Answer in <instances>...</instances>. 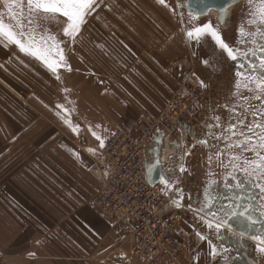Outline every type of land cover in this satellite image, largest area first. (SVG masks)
Wrapping results in <instances>:
<instances>
[{
  "label": "rangeland",
  "instance_id": "1",
  "mask_svg": "<svg viewBox=\"0 0 264 264\" xmlns=\"http://www.w3.org/2000/svg\"><path fill=\"white\" fill-rule=\"evenodd\" d=\"M168 1L175 14L173 23L154 18L152 11L156 8L152 3L156 0H97L95 10L85 17L75 43L63 34L66 18L57 15L55 19L40 20L33 32L36 39L54 36L55 41L48 43L58 41L63 49L66 63L57 69L59 79L41 61L0 38V63L4 61L2 56L12 61L14 54V62L18 64L15 70L9 67L5 73L0 64V264H83L78 254V260L67 257L71 248L67 249L65 241L69 235L64 229L66 216L50 212L51 192L58 190V178L52 175V170H59L56 163L77 157L75 153L79 158L94 160L98 170L104 161L103 148L93 133L106 143L114 129L115 132L130 127L136 116H148L152 127L169 129L160 152L170 178L164 186L167 182L168 196L176 199L170 193L177 191L183 196V206L175 210L172 221L178 220L177 230L191 234L195 243L179 264H194L197 255L199 264H218V260L230 253L213 233L214 228L206 227L207 222H214L208 207L214 202L209 190L221 184L225 177L248 176L251 199L258 198L251 205L256 203V210L260 209L264 196L255 184L264 187V174L252 177L251 173L253 162L260 160L256 152L264 156V150L252 151L251 146L260 143L264 128V96L256 99L260 95L257 81L264 77V68L259 66L257 58L264 56L259 51L264 41L257 34L254 42L252 34L257 33L258 26L249 22L252 5L249 0H241L224 17L217 10L195 17L188 12L187 0L164 3ZM13 11L17 12L16 18L10 17L5 0H0L4 22L19 31V21L26 34L32 32L27 0H23L22 16L20 10ZM208 23L234 49L237 61L227 57L209 37L202 36L200 42L187 37L188 31ZM253 51L256 56L251 54ZM248 61L256 65L255 69ZM122 85L136 92L132 94L135 100L122 103L125 109L129 107L128 112H135L128 120L120 117V109L104 110L108 105L103 96L105 90L118 95ZM96 97L98 102L94 100ZM34 101L47 104L52 113L55 105L63 106L61 117H66L71 127L58 116L57 126L54 120L44 119ZM172 101L182 102L178 114L166 112ZM145 104L148 108L143 109ZM35 117L46 123L43 126L58 129L55 135L49 137L54 134L51 131H56L51 130L45 136L52 145L47 147L51 150L44 153L43 159L34 157L39 153L29 146L34 140L26 139L25 143L24 136L19 135L23 124H33ZM185 123L189 129L183 138L181 125ZM177 137L181 143L178 147L173 143ZM92 142L96 155L82 150L86 148L84 144ZM69 143L74 144V149ZM49 162L55 166H46ZM96 193L97 189L89 202L93 206ZM192 209H204L208 214ZM257 214L260 219V212ZM257 225L264 228V224ZM193 226L207 237L206 241L199 239ZM208 240L215 246V255L211 254ZM250 242L251 254L258 264H264V253L257 251L255 241L250 239ZM139 259L141 264H146Z\"/></svg>",
  "mask_w": 264,
  "mask_h": 264
},
{
  "label": "built area",
  "instance_id": "2",
  "mask_svg": "<svg viewBox=\"0 0 264 264\" xmlns=\"http://www.w3.org/2000/svg\"><path fill=\"white\" fill-rule=\"evenodd\" d=\"M181 105V101H172L166 112L178 114ZM181 127L184 138L189 126L185 123ZM168 133V127H152L148 116L140 117L131 127L119 128L108 139L102 150L104 161L98 169L96 207L114 220L115 227L127 226L130 234L139 238L135 252L146 264H179L195 244L191 234L177 230L178 220L172 221L176 199L167 195L165 182L153 186L147 178L155 138L162 135L165 142ZM179 137L173 141L177 147L181 145ZM162 165L169 174L163 162Z\"/></svg>",
  "mask_w": 264,
  "mask_h": 264
},
{
  "label": "crops",
  "instance_id": "3",
  "mask_svg": "<svg viewBox=\"0 0 264 264\" xmlns=\"http://www.w3.org/2000/svg\"><path fill=\"white\" fill-rule=\"evenodd\" d=\"M152 4H154V7L156 8L152 11L154 18H162L165 20H162L164 22H174L175 14L173 13L170 1H168V4H159V1L156 0V2H153ZM1 60H4L0 63L3 67V73H5L6 70L8 71L9 67L12 68V70H15L18 65L17 62H14L16 61L14 54L12 61H7L3 56ZM23 65L25 66L26 64ZM3 79L5 80L6 77H3ZM132 94H136L135 90L124 85L121 86L120 92L118 89V95L112 90L106 89L103 96H106L105 98L108 100V105L104 107V110L120 109L121 118L125 120H128L129 118L132 119L135 112H128L129 107L128 109H125L122 105L126 100H128L129 103L135 100L134 97H132ZM98 99L96 97L94 100L98 102ZM34 102L35 108H39L41 114H44L42 115L44 119L50 118L54 120L53 123L57 126L58 117L55 114L57 109L56 105L54 106L55 111L51 108L54 112L52 113L51 111H48L47 104L42 105V103ZM142 108L146 109L148 108V105L145 104ZM139 118L140 116H136L133 123ZM35 119L36 120L33 124L28 126L23 124V127H21L19 131V135L21 137L24 136L25 143L26 139H33L34 143L29 144V146L31 145V147L35 148V151L39 152L35 153L34 157H41V159H43L42 157L45 156L44 153L51 150V148L47 149L49 145H52L47 140L51 135H55V133L58 132V129L50 126H43V124L46 123L43 122L41 118L37 120L35 117ZM114 130L107 139L116 132H114ZM49 131L54 134H50L49 137L45 139V136ZM94 139L97 141L96 138ZM97 142L99 143V141ZM69 145L74 149V144L69 143ZM84 145L86 148L82 149L83 151L95 147L94 142ZM49 164L53 167L55 166L52 162L47 163L46 166H49ZM56 167L59 170L56 171L53 169L52 175L57 176L58 178V190L57 192H51L52 197L50 196V198L53 199V203L51 204L53 209L50 212L52 215L66 216L64 229L69 235L65 237V241L67 243V249L71 248L67 252V257L71 260H78L76 258L78 254L81 256L80 260L83 261V264H96L95 261H99V264H141L140 259L135 252L139 239L134 238L130 234L131 231L126 228L127 226L115 227L114 220L105 217L95 205L94 207L89 203L92 200V193L96 189L98 193L100 189L99 174L94 160L90 158L72 157L60 161L59 165L56 163ZM69 179L74 181L70 182ZM77 248H81L82 250L80 251ZM97 257H99L100 260H97Z\"/></svg>",
  "mask_w": 264,
  "mask_h": 264
},
{
  "label": "snow or ice",
  "instance_id": "4",
  "mask_svg": "<svg viewBox=\"0 0 264 264\" xmlns=\"http://www.w3.org/2000/svg\"><path fill=\"white\" fill-rule=\"evenodd\" d=\"M161 4H164V0H159ZM249 4L252 5V12H251V20L250 23L256 24L257 33L252 34L255 37L258 34L259 39L264 41V0H259V2H255V0H249ZM97 6V0H27V9L29 13L28 24L32 26V32L25 33L23 31V25L18 21V28L19 31H14L13 27L9 24H6L3 19V14L0 13V38L5 39L11 44H15L18 46L19 50L25 53L28 56L34 57L35 59L41 61L46 69L51 72L56 79H59V75L57 74V69L61 65V63H66L64 56H63V49L60 47V42H55L49 44V41H55L54 36H41L39 40L36 39V36L33 34L35 28L39 26V22L42 19H55L57 15L66 18L65 24L66 27L63 28L64 36L70 38L71 42L75 43L78 39V36L81 32V26L85 23V17L89 15L92 11L95 10ZM5 7L7 8V12L12 18H16L17 12H14L13 9L20 10V15H23V0H5ZM241 34L243 35V29H241ZM206 36L209 37L212 41H214L215 45L218 48L227 54L233 61L238 60V55L234 51L232 47L229 46L228 43L222 38L221 34L210 24H205L203 26L195 27L193 30L187 32V37L193 39L195 42H200L201 37ZM26 37V38H25ZM260 52H264V45L261 46L259 49ZM253 56H256L257 53L253 51L251 53ZM247 53H245V57H247ZM55 57H59L56 59ZM260 60V67L264 68V56L257 57ZM205 64L207 60L203 61ZM251 64L252 68L255 69L256 65L252 64L251 61H248ZM243 67V65H240ZM203 82L201 81V84ZM257 90L259 91L260 95L256 96V99L259 100L264 96V77H260L257 81ZM57 112L56 115L60 117L63 122L71 127V122L66 117H61V109L63 106L57 105ZM73 131L75 129L73 128ZM251 131V129H250ZM96 139L99 141L100 148L105 147V141L102 137L93 133ZM259 148L264 150V128L261 129L260 134V143L252 144L251 150L256 151ZM87 151L92 154H97V149L88 148ZM257 156L260 157L259 163H254V168L251 173L252 177L256 175L264 174V156H260L259 152H256ZM77 158H79V154L75 153ZM259 170V171H258ZM234 171H240L239 169L234 168ZM248 178V177H246ZM227 180H234L236 182L237 187H243L239 181V177L237 175H229L225 177V183L227 185ZM255 183V181H253ZM231 187V185H227ZM256 187L261 188V195L264 196V187H261L259 183L255 184ZM168 191V187L166 185L165 188ZM174 194L177 198L173 201L175 207L179 208L183 206V196L180 192L170 193ZM190 198V197H189ZM191 209V205L188 206ZM208 207H211L209 203ZM193 211H200L205 212L204 209L194 210ZM252 205L246 204L244 205L242 210H233L231 213L227 215L229 218L232 216H241L245 217L247 221H249V227L255 224H264V201L261 202L260 209V219L257 220L251 215ZM208 213L205 212V215ZM212 217L216 218L215 224L212 222H207L206 227L208 229L215 228L217 232L222 227H229L227 220L223 218H217L216 213L210 214ZM202 221L203 218L201 217ZM194 227V226H193ZM195 234L199 237L201 241H206L207 237L201 234L199 231L195 230ZM244 233H241V236H244ZM252 241H255L257 244V251L260 253H264V232L259 235H253L249 237ZM209 246L212 249V255H215V246L211 244V241H207ZM194 264H199V255L194 258Z\"/></svg>",
  "mask_w": 264,
  "mask_h": 264
},
{
  "label": "water",
  "instance_id": "5",
  "mask_svg": "<svg viewBox=\"0 0 264 264\" xmlns=\"http://www.w3.org/2000/svg\"><path fill=\"white\" fill-rule=\"evenodd\" d=\"M241 0H187L188 12L195 17H203L209 14L212 10H217L220 12V16L224 17L228 13L227 11L238 5ZM163 136L158 135L155 138V146L151 150L153 155V161L147 165V178L151 185L155 186L162 182H169L170 178L167 173L163 171V165L161 161L160 152L163 148ZM241 182H243L242 174L240 175ZM243 190V189H242ZM245 191V190H243ZM247 194V191L245 192ZM251 195V191L249 192ZM257 200L252 197L251 201ZM238 206L235 210H242L244 204L242 200H237ZM250 201V203H251ZM256 203L252 206L251 215L259 220V215L256 210ZM234 219L238 220L239 227H233V229L240 235L244 233L242 237H231L225 231L221 235V242L228 247L230 253L227 254L229 257L226 259L218 260V264H258L257 258L251 254V242L250 238L253 235H259L264 232V228L261 229L257 224L249 227V221L245 217L239 215L232 216ZM246 222V224L243 222Z\"/></svg>",
  "mask_w": 264,
  "mask_h": 264
},
{
  "label": "flooded vegetation",
  "instance_id": "6",
  "mask_svg": "<svg viewBox=\"0 0 264 264\" xmlns=\"http://www.w3.org/2000/svg\"><path fill=\"white\" fill-rule=\"evenodd\" d=\"M242 177L244 181L241 182V177H239V181L241 185H244L243 187H237L236 182L234 180H227V185H231V187H228L225 183V180H223L221 184H215V186L211 187L209 190V192L212 193L210 196L213 197V201H214L211 206V213H216L217 218H223L224 220H227L228 225L230 226V228L222 227L219 230V232H217L215 228L213 229V233L215 234V236H218L219 239L221 238V235L225 233V231L231 237H242L238 232L236 231L234 232L233 229V227L237 228L240 226L238 220L234 219L233 217L229 218V216L227 215L228 213H231L233 210L237 208L238 206L237 200L244 201L243 202L244 205L251 204L250 203L251 195L249 194V192L251 191L249 177L243 174ZM242 189L245 191H243ZM246 191L247 194L245 193ZM256 199L258 198L256 197ZM213 221H214L213 224H215L216 218H214ZM222 255H224V252ZM228 257H229L228 255H225L220 260L226 259Z\"/></svg>",
  "mask_w": 264,
  "mask_h": 264
},
{
  "label": "bare ground",
  "instance_id": "7",
  "mask_svg": "<svg viewBox=\"0 0 264 264\" xmlns=\"http://www.w3.org/2000/svg\"><path fill=\"white\" fill-rule=\"evenodd\" d=\"M233 8V7H232ZM232 8H230L227 12H231Z\"/></svg>",
  "mask_w": 264,
  "mask_h": 264
}]
</instances>
